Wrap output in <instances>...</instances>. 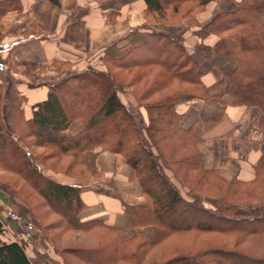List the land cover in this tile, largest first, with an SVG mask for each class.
<instances>
[{"label":"trees","instance_id":"obj_1","mask_svg":"<svg viewBox=\"0 0 264 264\" xmlns=\"http://www.w3.org/2000/svg\"><path fill=\"white\" fill-rule=\"evenodd\" d=\"M143 1L146 23L130 32L123 46L104 50L103 68L74 71L67 63L58 69L45 99L33 104L28 119L18 115L13 131L3 126L0 113V168L41 196L60 216L61 229L91 238L89 246L71 248L86 264H142L148 249L169 240L185 247L164 252V260L151 264H264V159L256 162L249 180H225L215 169H203L196 133L175 110L182 94L220 101L227 93L237 105L257 107L264 119V6L261 0H236L233 10L219 13L197 31L206 35L205 28H212L216 39L203 51L211 63L215 56L224 60L219 78L206 85L182 36L150 23L167 21L181 6L200 9L214 0ZM19 8L14 0L0 1V15ZM114 69L129 73L128 85L142 86L140 93L131 94L146 110L145 126L121 101L118 89L124 83ZM28 144L43 152L33 153ZM97 147L119 153L129 178L139 185L142 201L122 208L132 228L155 227L164 233L160 240L140 234L119 237L117 227L101 220L80 221L78 214L86 206L80 187L54 181L39 167L47 160L77 166L83 152ZM5 231L0 217V264H32L20 240H2Z\"/></svg>","mask_w":264,"mask_h":264},{"label":"crops","instance_id":"obj_2","mask_svg":"<svg viewBox=\"0 0 264 264\" xmlns=\"http://www.w3.org/2000/svg\"><path fill=\"white\" fill-rule=\"evenodd\" d=\"M14 1L20 8L10 9L0 21V113L3 126L10 131L14 130L18 115L28 119L33 104L45 99L47 85L56 75L50 66L53 61L71 64L74 71L98 67L104 50L123 46L126 36L143 24L145 15L143 0ZM235 2L228 3L226 9H233ZM261 2L264 6V0ZM215 9V3L210 2L195 19L175 26L151 25L182 36L184 46L197 59L206 85L219 78L224 60L215 56L211 63L203 53L202 46L211 45L216 39L212 28H205L206 35L197 31L210 20ZM261 17L264 21V9ZM175 110L182 115V124L190 125L196 133L195 147L203 169H215L225 180L253 177L254 165L264 159V119L261 121L257 107L237 105L229 94L222 93L220 101L181 95ZM95 153L96 176L77 179L43 168L41 172L54 181L80 187V197L86 204L78 214L80 221L101 220L117 227L119 237L136 234L142 228H132L122 208L125 203L142 201L139 185L129 178V168L119 154L102 149ZM15 201L0 190L4 235L18 232L28 221L24 204ZM8 240L18 237L5 241ZM39 242H35L36 246H42ZM47 260L62 264L59 257L50 256Z\"/></svg>","mask_w":264,"mask_h":264},{"label":"rangeland","instance_id":"obj_3","mask_svg":"<svg viewBox=\"0 0 264 264\" xmlns=\"http://www.w3.org/2000/svg\"><path fill=\"white\" fill-rule=\"evenodd\" d=\"M210 2H214L217 9L213 11L212 16L207 23H209L213 18H215L219 13L223 11L233 10L236 7V2H235V6L233 9H226L228 3L232 2V0H214ZM210 2H208L203 8L200 9H195L193 7H190L189 5L181 6L179 12L171 13L170 16L166 17L167 21H163L161 19L159 20L155 18L153 20L151 19L152 21L150 25L166 24V25L175 26L185 21L186 19H195L199 13L206 10V7ZM186 10H193V11H191L189 15H185V17H182L181 14H183V12H186ZM8 11L6 12L4 11V13L0 15V21H2L5 13H7ZM15 11L17 10H13L12 12ZM143 23H146L145 15H144ZM207 23L204 26H206ZM1 25L3 24L0 23V26ZM203 53L205 55L204 51ZM97 63H98L97 65L98 67H92V68H103L102 61ZM55 64L57 65V67ZM50 66H52L53 72H57L58 69L60 68H61L60 70H63L69 67V65L67 64H63L61 62L59 63L56 61H53V63H51ZM114 70L116 75L124 83V88L118 89V94L122 97V99L126 103H124V101L122 100L121 101L127 106L129 111H131L134 114L139 126L140 127L145 126L147 124L146 110L142 105H139L136 102L133 95L131 94V93L134 94L140 93L142 86L128 85L127 83L131 79L129 73L121 69H114ZM182 95H189V94H182ZM0 101H1V95H0ZM71 132L74 133L75 129L73 128ZM24 140L25 142L29 143V140L27 139ZM28 146L29 149L35 154H40L43 152V150L36 145L28 144ZM97 149L107 150L102 147H97L95 149L85 151L80 155L78 165L70 168H67L65 164L64 166H61L62 164H60V162L51 161V160H47L45 162L43 161V164H40L41 170L43 168L44 170H48L54 174L62 175L66 178L85 179V178H90L92 176H96L97 172L93 167V158L96 154L95 150ZM0 190L4 191V193L8 195V197L12 198L14 201L17 200L24 204L27 213L26 216L28 218L27 223L30 224L31 226V229H27L26 226H24V228H22L21 230H19L14 234L11 232H7L6 235L2 237L3 241L9 239L10 237L13 238L18 237V240H20L24 244L26 253L31 257L33 264H53L50 263L51 261L47 260L49 259L50 256L54 258L59 257L62 260L61 261L62 264H86L80 259H78L77 256H75L71 251L72 250L71 248L85 247L91 244V240H90L91 238L86 233H82L80 231L61 229L59 222L60 216H58L57 214L52 212L50 208H48V206L44 203L43 198L38 194H36V192H34L18 175L8 170H4L2 168H0ZM207 201H208L207 203L209 204L212 202V199L207 198ZM263 202L264 199L262 200V203ZM141 228L142 229H140V231H137L136 234L147 236L152 241H158L164 235V233H162L163 231L155 227L147 226ZM35 242H39L40 244H42V246L41 245L36 246ZM173 242L175 241L169 240L167 243H164L163 245H159L155 248L148 249L147 252L141 256V263L151 264L154 261L164 260L165 256H160L162 253L164 252L168 253V251L177 250L178 247L180 246L185 247L182 246L185 245V243L180 242L177 245L176 243L173 244Z\"/></svg>","mask_w":264,"mask_h":264},{"label":"built area","instance_id":"obj_4","mask_svg":"<svg viewBox=\"0 0 264 264\" xmlns=\"http://www.w3.org/2000/svg\"><path fill=\"white\" fill-rule=\"evenodd\" d=\"M25 226H26L27 229H31L30 224L26 223Z\"/></svg>","mask_w":264,"mask_h":264},{"label":"bare ground","instance_id":"obj_5","mask_svg":"<svg viewBox=\"0 0 264 264\" xmlns=\"http://www.w3.org/2000/svg\"><path fill=\"white\" fill-rule=\"evenodd\" d=\"M140 45H141V43H140ZM140 48V47H139ZM145 48V47H144ZM138 51V50H137ZM134 56V55H133ZM141 57V56H140ZM253 168V167H252ZM2 224V223H1ZM4 229V228H3Z\"/></svg>","mask_w":264,"mask_h":264}]
</instances>
